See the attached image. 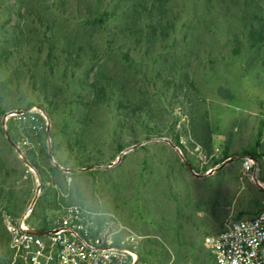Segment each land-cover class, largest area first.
I'll use <instances>...</instances> for the list:
<instances>
[{
	"label": "rangeland",
	"instance_id": "obj_1",
	"mask_svg": "<svg viewBox=\"0 0 264 264\" xmlns=\"http://www.w3.org/2000/svg\"><path fill=\"white\" fill-rule=\"evenodd\" d=\"M136 1L0 0V242L38 182L37 218L81 205L148 264H215L204 238L257 214L239 159L258 141L264 170V0H161L157 40L127 31Z\"/></svg>",
	"mask_w": 264,
	"mask_h": 264
},
{
	"label": "built area",
	"instance_id": "obj_2",
	"mask_svg": "<svg viewBox=\"0 0 264 264\" xmlns=\"http://www.w3.org/2000/svg\"><path fill=\"white\" fill-rule=\"evenodd\" d=\"M240 159L244 174L261 195L260 206L254 217L204 238L215 264H264V170L255 157ZM40 194L38 182L36 196L20 215L1 211L9 241L0 264H148L134 243L116 241L120 234L114 219L99 221L81 205L59 210L48 227H32L29 220Z\"/></svg>",
	"mask_w": 264,
	"mask_h": 264
},
{
	"label": "trees",
	"instance_id": "obj_3",
	"mask_svg": "<svg viewBox=\"0 0 264 264\" xmlns=\"http://www.w3.org/2000/svg\"><path fill=\"white\" fill-rule=\"evenodd\" d=\"M151 5L154 7V9L155 8H158L159 9L161 7L162 8L164 7V5L161 2V0H137L134 3V9L132 11V16L130 18V21L131 22H129L130 24L126 25V28H127V31H132V28L131 27L134 28L135 25H138V22H142L143 23V26L140 28V29H142V31L145 30V29L152 30L149 33V38L152 37L155 40L162 39L164 37V34H165V29L167 28L168 20H166L164 18V15H162V14H160L159 17H157V18L155 16H153L151 14V12H152V10L150 8ZM97 20L100 21V18H97ZM139 25H141V24L139 23ZM253 36L259 42H264V27L255 30L253 32ZM29 106L30 107H32V106L41 107V105H39L37 103H34V102L30 103ZM0 112L4 113L5 110H3V108L0 107ZM34 117L40 119L41 122H44L45 121L44 118L41 116V114H35ZM49 117H52V116L49 114ZM11 137H12V135H11ZM52 137H54V134H52ZM12 139L15 142V140H14L13 137H12ZM178 143L179 142L177 141L176 144L178 145ZM260 147H261V144H260V142L257 141L254 146H252L249 150L245 151L244 155L255 157L258 160V162H259V154L257 152H258V149ZM225 156L226 157L224 159L219 160V161H215V163L213 164V166H217V165L221 164L222 162H224L229 157H231L227 153L225 154ZM239 160H240V163H242V160L241 159H239ZM80 166L81 167H85V168L89 167L87 164H81ZM223 168H224V166L221 167L218 170L220 171ZM55 170L59 171V169L56 168V167H55ZM43 186H44V184H41V191L44 190V194H46V191L47 190ZM44 194H41V196H43ZM4 196H6V197H4ZM5 198H9V197H7V195L5 194V192L1 190L0 199H5ZM39 199H40V197L37 199V202H36L35 208L33 210L32 216H31V218L29 220L31 226L34 227V228L48 227L49 219H51L49 217H46L45 214H43L42 217L41 216H38V218H37L36 206H37V204L39 202ZM3 209L7 210L6 208H3ZM7 211L9 213H11L12 215H14L9 210H7ZM36 218L38 219V222H34V219H35V221H37ZM1 220H2V217H1ZM2 225L4 227L3 221H2ZM4 229H5V227H4ZM5 231H6V229H5ZM6 234H7V232H6ZM119 239L120 238H117L116 241L118 242ZM8 241H9V238L7 237V240L6 241L4 240L3 242H0L1 243V246H3V247L6 248V251H7V247H8ZM138 251H139L140 256L143 259H145V260L147 259L145 257H147L149 254L150 255H153V253H150L148 251L141 250L140 248H138Z\"/></svg>",
	"mask_w": 264,
	"mask_h": 264
},
{
	"label": "water",
	"instance_id": "obj_4",
	"mask_svg": "<svg viewBox=\"0 0 264 264\" xmlns=\"http://www.w3.org/2000/svg\"><path fill=\"white\" fill-rule=\"evenodd\" d=\"M48 132H49V131H48ZM5 134H6V136H7V139H8L9 142L11 143V145H12L13 147H15V148L18 150L19 153H21L20 150L18 149V147H17V146L15 145V143L13 142V140L10 138L9 134H8L7 132H6ZM233 159H235V158H229V159H228L226 162H224L221 166H219V167H217V168H215V169H213V170H210L208 174H212V173H214L216 170L220 169V168L223 167L227 162H230V161H232ZM184 163H185V166H186L189 170H193L191 164H190L188 161H185ZM88 169H90V168H88ZM198 176H200V175H198ZM30 232H31V233H34V234H37V235H42V234H45V233H46V231H43V230H30Z\"/></svg>",
	"mask_w": 264,
	"mask_h": 264
}]
</instances>
